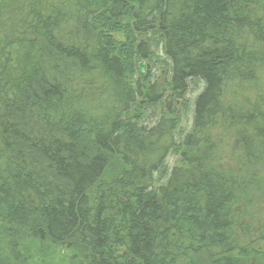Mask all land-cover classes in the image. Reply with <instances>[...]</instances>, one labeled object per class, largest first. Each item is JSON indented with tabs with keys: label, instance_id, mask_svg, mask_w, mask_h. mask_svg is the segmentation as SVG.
Instances as JSON below:
<instances>
[{
	"label": "trees",
	"instance_id": "obj_1",
	"mask_svg": "<svg viewBox=\"0 0 264 264\" xmlns=\"http://www.w3.org/2000/svg\"><path fill=\"white\" fill-rule=\"evenodd\" d=\"M158 47L164 82L137 69ZM62 245L66 264H264V0H0V264Z\"/></svg>",
	"mask_w": 264,
	"mask_h": 264
},
{
	"label": "rangeland",
	"instance_id": "obj_2",
	"mask_svg": "<svg viewBox=\"0 0 264 264\" xmlns=\"http://www.w3.org/2000/svg\"><path fill=\"white\" fill-rule=\"evenodd\" d=\"M155 55L152 57L153 59L151 61L149 60H140L137 62V66L139 65L138 63H141L143 67V71L139 73H144V71H150L149 73L152 74V78L158 80V82H164L166 79V74H167V69L166 65L164 64V60L166 57L162 53L161 48L155 49ZM138 69V67H137ZM139 70V69H138ZM203 85L198 81V80H192L189 83V87L187 89L186 95L184 96V100H187L186 102L182 103L181 105L177 106L178 109L185 110V114L182 117L181 123L179 124V130L180 131H187L190 128L191 122H192V111H193V105H194V99L195 96L200 92L202 89ZM161 89V88H160ZM160 107L161 104L158 103L155 107H149L144 114L143 119L141 120L143 125L151 126L152 124L155 123V121L158 118V111L160 112ZM178 136V135H177ZM177 161L176 155L169 154L167 158L165 159L164 162V167L160 168L155 174L156 178L161 180L163 182L165 180V177L168 176V172L174 166V164ZM73 249L70 250L69 246H60L59 249L56 251H51L49 255H44L43 257L45 258L42 260V264H66V262L71 258L73 254Z\"/></svg>",
	"mask_w": 264,
	"mask_h": 264
},
{
	"label": "water",
	"instance_id": "obj_3",
	"mask_svg": "<svg viewBox=\"0 0 264 264\" xmlns=\"http://www.w3.org/2000/svg\"><path fill=\"white\" fill-rule=\"evenodd\" d=\"M138 69H139V72H142L143 71V65L141 63H139Z\"/></svg>",
	"mask_w": 264,
	"mask_h": 264
},
{
	"label": "bare ground",
	"instance_id": "obj_4",
	"mask_svg": "<svg viewBox=\"0 0 264 264\" xmlns=\"http://www.w3.org/2000/svg\"><path fill=\"white\" fill-rule=\"evenodd\" d=\"M126 27V26H125ZM111 29V28H110ZM107 30H109V29H107ZM111 30H113V29H111ZM114 32V31H113ZM128 37V36H127ZM130 39V38H129ZM153 55V54H152ZM155 56V55H154ZM153 59V58H152ZM139 64V63H138ZM138 67V66H137ZM144 67V66H143ZM139 71V70H138ZM150 72V71H149ZM150 74V73H149ZM141 76V75H140ZM148 77V76H147ZM154 77V76H153ZM156 80V79H155ZM143 82V81H142ZM149 82V81H148ZM144 83V82H143ZM165 86H166V84H165ZM166 94V93H165ZM164 99V98H163ZM142 112V111H141ZM173 115V114H172ZM139 119V118H138ZM157 185V184H156Z\"/></svg>",
	"mask_w": 264,
	"mask_h": 264
}]
</instances>
